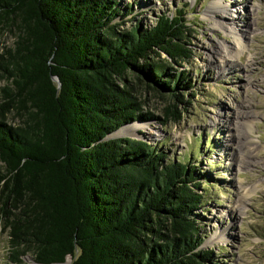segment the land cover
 <instances>
[{
  "label": "trees",
  "instance_id": "16d2710c",
  "mask_svg": "<svg viewBox=\"0 0 264 264\" xmlns=\"http://www.w3.org/2000/svg\"><path fill=\"white\" fill-rule=\"evenodd\" d=\"M186 14L121 29L114 0H0V23L18 32L0 55L13 86L0 105L7 264H62L68 256L71 264H217L201 248L196 166L114 137L157 118L143 112L126 77L177 104L179 91L193 87L172 67L192 55L183 43ZM10 108L17 126L5 121ZM169 120H181L173 103L162 122Z\"/></svg>",
  "mask_w": 264,
  "mask_h": 264
},
{
  "label": "rangeland",
  "instance_id": "374dc122",
  "mask_svg": "<svg viewBox=\"0 0 264 264\" xmlns=\"http://www.w3.org/2000/svg\"><path fill=\"white\" fill-rule=\"evenodd\" d=\"M114 1L121 13L114 23L121 29H147L161 13L186 10L189 36L183 43L192 55L172 67L187 74L193 85L179 91L183 102L177 104L126 77L144 102L143 112L157 118L126 125L133 128L114 137L144 141L160 148L166 160L196 166L197 193L202 196L195 212L204 237L201 248L211 250L217 264H264V0ZM218 2L226 8L223 17L217 15L222 12L217 6L211 8ZM217 22L233 23V32L244 35V47L238 48L231 32L217 28ZM17 34L14 26L0 23V55L13 47ZM222 45L231 52L238 48L241 59L236 56L223 68L217 56ZM154 59L164 56L149 57ZM12 87L0 69V105L3 89ZM171 103L177 105L181 120L164 124V110ZM5 116L7 124H20L15 109ZM7 251L8 237L0 226V264H7ZM67 262L72 263L70 256L63 264Z\"/></svg>",
  "mask_w": 264,
  "mask_h": 264
},
{
  "label": "bare ground",
  "instance_id": "6f19581e",
  "mask_svg": "<svg viewBox=\"0 0 264 264\" xmlns=\"http://www.w3.org/2000/svg\"><path fill=\"white\" fill-rule=\"evenodd\" d=\"M217 4V3H216ZM218 7V10H222V12H217V15L220 16V17H223L222 13H225V10L226 8L224 6H222V3L221 2H218L217 5H212L211 8L214 9L215 7ZM233 23H223V22H217L216 23V27L219 28V29H224V27H226V29L231 32V34L233 35V39L235 41V43L237 44V47L238 48H243L244 47V35L243 33L240 34L239 32H233L235 31L234 27H233ZM221 47V46H220ZM223 49V51H218V55L220 57V63H222L223 65V68H226L228 65H231L234 61V58L236 56H239V59H241V55H240V52L234 48V52H231L228 48H226V46L222 45L221 47ZM234 53V54H232ZM222 54V55H220ZM129 128H133L132 127H126L124 129H121L120 131H118L117 133L114 134V136H124L125 135V132L126 130H128ZM127 133V132H126ZM67 264H69V262H67Z\"/></svg>",
  "mask_w": 264,
  "mask_h": 264
},
{
  "label": "water",
  "instance_id": "95a60500",
  "mask_svg": "<svg viewBox=\"0 0 264 264\" xmlns=\"http://www.w3.org/2000/svg\"><path fill=\"white\" fill-rule=\"evenodd\" d=\"M54 80H55V82H58V80H57L56 78H55ZM65 260H66V259H65ZM62 264H63V263H62Z\"/></svg>",
  "mask_w": 264,
  "mask_h": 264
}]
</instances>
